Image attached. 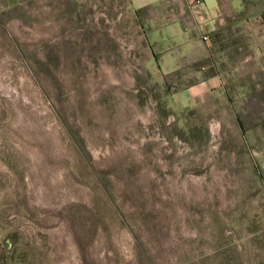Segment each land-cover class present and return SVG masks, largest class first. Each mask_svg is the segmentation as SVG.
Here are the masks:
<instances>
[{
  "label": "rangeland",
  "instance_id": "374dc122",
  "mask_svg": "<svg viewBox=\"0 0 264 264\" xmlns=\"http://www.w3.org/2000/svg\"><path fill=\"white\" fill-rule=\"evenodd\" d=\"M128 9L4 0L0 264H264V39Z\"/></svg>",
  "mask_w": 264,
  "mask_h": 264
},
{
  "label": "crops",
  "instance_id": "0c3cea01",
  "mask_svg": "<svg viewBox=\"0 0 264 264\" xmlns=\"http://www.w3.org/2000/svg\"><path fill=\"white\" fill-rule=\"evenodd\" d=\"M130 12L149 39H217L230 25L243 24L249 39H264V0H128ZM4 0H0V9Z\"/></svg>",
  "mask_w": 264,
  "mask_h": 264
},
{
  "label": "built area",
  "instance_id": "2783aa9c",
  "mask_svg": "<svg viewBox=\"0 0 264 264\" xmlns=\"http://www.w3.org/2000/svg\"><path fill=\"white\" fill-rule=\"evenodd\" d=\"M203 38H204V39H207V38H208V36L205 34V35H203Z\"/></svg>",
  "mask_w": 264,
  "mask_h": 264
}]
</instances>
